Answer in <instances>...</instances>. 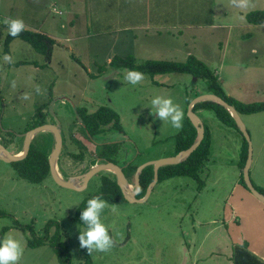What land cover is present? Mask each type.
<instances>
[{
    "label": "rangeland",
    "instance_id": "obj_1",
    "mask_svg": "<svg viewBox=\"0 0 264 264\" xmlns=\"http://www.w3.org/2000/svg\"><path fill=\"white\" fill-rule=\"evenodd\" d=\"M256 11H264V0H249L246 8L233 6L232 0H0L2 126L18 131L26 123L31 127L37 107L47 104L45 117L52 121L60 117L66 129L67 141L58 157V170L62 175L85 173L95 162L96 149L89 141L77 145L70 140L73 134L80 137L84 128H77L71 121L73 111L79 108L63 103L76 96L77 104L82 102L88 111L110 107L120 116V123L123 120L122 131L112 136L123 137L124 133V140L115 144L119 149L115 158L124 160L126 150L134 149L132 141L134 164L173 156L176 136L188 123V105L194 97L208 92L207 84L191 74L174 72L145 73L141 83L132 85L124 79L130 69L112 64V58L134 56L137 63L185 62L193 55L212 71L218 69L220 75L215 74L229 97L245 102L249 100L245 85L260 80L264 87V23L252 24L247 18ZM5 18H20L26 28L51 36V58L22 39L13 40L6 52ZM66 22L72 23L71 30L63 28ZM147 24L153 30L141 28ZM235 27H245L241 42L231 39L230 45L222 48L227 29L233 31ZM5 54L12 62L4 61ZM22 60L34 63L15 64ZM156 96L170 97L181 107V129L157 118L151 104ZM197 112L205 128L215 125L214 143L209 130L213 148L199 169L204 186L186 174L158 181L151 198L143 203H113L101 196L107 202L101 222L114 241L108 252L89 255L80 247L78 236L85 228L80 220L81 209L88 199L102 194V178L109 171L99 172L89 189L77 192L59 186L49 175L44 186L33 183L18 174L16 163L0 161V238L12 234L21 240L24 251L19 264H62L60 249L62 256L70 254L71 264H183L185 248L191 251L188 264H235V240L246 230L228 223L227 213L229 196L238 180L242 181L240 142L224 130L229 123L218 115L212 118L202 108ZM66 113L69 118H65ZM242 118L253 143L251 179L263 193L264 111ZM69 124L72 131L68 130ZM48 133L42 132L37 142L47 153L55 143L47 138ZM237 133L243 146L244 136L238 129ZM110 135L106 139H111ZM78 153L85 154V158H77ZM110 176L115 178L113 173ZM128 176L133 183L132 171ZM31 238H45L46 243L27 246Z\"/></svg>",
    "mask_w": 264,
    "mask_h": 264
},
{
    "label": "trees",
    "instance_id": "obj_2",
    "mask_svg": "<svg viewBox=\"0 0 264 264\" xmlns=\"http://www.w3.org/2000/svg\"><path fill=\"white\" fill-rule=\"evenodd\" d=\"M248 21L252 24H263L264 23V11H256L252 12L247 15ZM15 39H22L26 42H28L38 53L46 55L47 59L51 58L52 52H53V44L54 39L50 37L49 35L34 31L31 28H26L20 33L18 37H12L9 34H7L5 38V51L9 52V45L11 42ZM51 61H49L50 64ZM33 61L30 60H22L19 62H16V65H24V64H33ZM112 64H118L122 65L126 68H129L130 70H137L142 73H148L151 75H157V74H164V73H186L191 74L195 78L203 80L208 87V92L215 93L222 98H224L227 102L234 105L235 108L238 110L240 115L245 114H255L259 113L260 111H264V101H256L251 103H245L240 100L233 99L229 97L225 89L222 85V83L219 81L218 76L215 74L214 71L202 60L196 58L193 55H190L189 58L185 62H175V61H165V60H146L143 63H137V59L134 56H128V57H120L116 56L112 58L111 60ZM1 81V77H0ZM47 105V104H46ZM46 105L40 106L41 109L45 108ZM39 107V108H40ZM195 110L199 108H209L216 112V114L222 118L226 123L232 124L234 127H236L238 130L233 117L229 113V111L220 105L219 103L213 102V101H205L200 102L195 105ZM81 112L84 115L80 114L78 111V114L80 115L81 119L85 127V132L90 133V135H96L102 132V130L105 129L104 125H108L109 129L108 131L117 130L122 131V125L120 123V116L118 113H116L113 109L110 107H101L94 113H87L86 109H82ZM39 114L42 115V112L39 111ZM188 123H186L184 130L178 134L177 137V148L176 152L183 149H187L192 145L194 142L197 130L187 117ZM240 131V130H239ZM209 131L205 132V137L200 144V146L188 157L186 160L179 164L175 165H165L162 166L159 170V182L163 181L165 179L174 177V176H180V175H191L196 180L199 181V186L202 187L205 183L201 180L199 169L202 166L203 162L207 159H209L210 156V139H209ZM117 151V146L115 144L106 145L103 153L101 156H104L108 158L109 160H113L115 158V153ZM248 155V143L246 139L244 138V144L242 146V152H241V164H242V170L245 165L246 159ZM49 153L45 151V149L39 145H36L33 147L32 151L28 155V157L23 160L16 162V168L18 171V174L25 179H28L29 181L33 183H39L43 181L46 176L49 174V161H48ZM83 157V154L80 155ZM136 169V166L130 165V171H134ZM111 173H109L108 176L104 177V182L102 186V194L99 193L97 195L99 196H106L108 200H111L113 203H120L124 201V196L122 194V191L117 184V181L114 177L110 176ZM153 179V170L149 166L145 168L141 174V185H142V191L140 195L142 196L145 193V190L148 186V184ZM242 182L243 180V174H242ZM264 193V192H263ZM83 209H81L82 212ZM53 221H49L48 224H53ZM47 224V228H48ZM24 229V228H23ZM68 236V235H67ZM46 243V239L43 238H31L30 241H28L27 246L30 247H36L39 245H43ZM248 242L244 241L242 244H238L235 248V252L233 255V259L235 261V264H264V262L260 261L257 256H255L249 249H248ZM56 245H54L55 247ZM56 253L59 254V251L56 249ZM61 249H60V260L62 264H71L70 263V254H67L66 256L61 255Z\"/></svg>",
    "mask_w": 264,
    "mask_h": 264
},
{
    "label": "water",
    "instance_id": "obj_3",
    "mask_svg": "<svg viewBox=\"0 0 264 264\" xmlns=\"http://www.w3.org/2000/svg\"><path fill=\"white\" fill-rule=\"evenodd\" d=\"M205 101H213V102L219 103L220 105H222L229 111V113L235 120L240 132L242 133V135L244 136V138L246 139L248 143V155H247V159H246L245 165L243 167V172H242L244 183L246 187L249 189V191L255 197H257L259 200L264 202V193H261L254 186L252 179H251V175H250V169L253 163V143L251 140L248 127L234 105L230 104L224 98L212 92L203 93V94H200L194 97L188 105L187 117L189 118V120L191 121V123L197 130V135L192 145L188 147L187 149H183L179 151L173 156L163 157V158H159L156 160H150V161L140 164L137 167V171L135 173V183L133 185H131L130 182L128 181V178L123 170V167L113 161H105L104 163L96 164L93 167H91L87 172L82 173L80 175H76V176L69 177V178L62 177L58 171L57 162H58V157L63 147V136H62V132H61L59 125H55L53 123H44V124L38 125L37 127L30 129L26 133V139H27L26 144L27 145L23 151L24 153L23 155L16 154V153L13 154L14 153L13 150L0 147L1 149L0 150V161L6 162V163H12L14 161H18V160L26 158L28 154V150L30 149V144H31L30 142H32L34 137L38 133L43 132V131H53L55 133L56 142H55V146L52 149V152L49 157V164H50L51 177L53 181H55L59 186L70 189V190L83 191L88 187L91 180L96 174H98L101 171L110 170L114 173L116 177L117 184L119 185L122 191L124 199L128 202L143 203L150 195L154 185L159 181V169L165 165H175V164H179L183 162L188 157H190V155L202 143L205 137L206 128H205L202 118L200 117V115L198 114V112L195 110L194 107L197 103L205 102ZM149 165H153L154 179L148 186L144 197L138 198L137 195L140 193V174L142 170Z\"/></svg>",
    "mask_w": 264,
    "mask_h": 264
},
{
    "label": "clouds",
    "instance_id": "obj_4",
    "mask_svg": "<svg viewBox=\"0 0 264 264\" xmlns=\"http://www.w3.org/2000/svg\"><path fill=\"white\" fill-rule=\"evenodd\" d=\"M232 4L235 7L246 8L249 5V0H232ZM3 23L7 26L8 34L12 37H18L25 29V23L20 18H5ZM3 59L5 62H12L11 56L7 54L4 55ZM124 79L132 85H137L143 81L144 73L137 70H128ZM39 91L40 89L37 87V92ZM151 104L156 109L155 115L158 119L169 121L172 127L176 129L183 127L184 112L170 97L156 96L151 100ZM99 163L102 162L96 164ZM96 164L92 163L90 166L93 167ZM106 171L113 173L110 170ZM60 175L62 176L61 173ZM130 184L133 185L134 183L130 182ZM106 206V200L97 195L86 201V206L81 212L80 220L85 225V228L83 231H79L78 240L80 247L87 249L89 255L93 252H108L114 246V241L109 235L108 228L101 222V213ZM23 251L21 240L12 234H6L3 238H0V264H19L23 256Z\"/></svg>",
    "mask_w": 264,
    "mask_h": 264
},
{
    "label": "crops",
    "instance_id": "obj_5",
    "mask_svg": "<svg viewBox=\"0 0 264 264\" xmlns=\"http://www.w3.org/2000/svg\"><path fill=\"white\" fill-rule=\"evenodd\" d=\"M68 23L69 22H66L65 25H63L64 26L63 28H68L69 30H71L73 28V26H71L72 23H70L69 25H68ZM248 26H249V24L246 27H248ZM141 28H143L144 31H147L148 29L153 30L152 26L149 24H147V26L146 25L142 26ZM130 29L134 30L133 28H130ZM237 29H238L237 27H235V29L233 31L231 30V28L227 29L228 31L226 32V34H227L226 40H225L224 44L222 43V48L226 44L230 45L229 42L231 41V39H236L238 44L241 42L240 39H242V36L244 37V34L246 32V31L242 32L243 30H245V27L239 28V30H237ZM229 45H228V50H229ZM226 49H227V47H225V50ZM215 72L217 73L218 76L220 75V73L218 72V69H216ZM247 90H248V92H247ZM244 91H246V94L249 96L248 97L249 100L246 98L245 103H251L254 101H264V87L262 86V83L260 82V80L255 81L254 83L250 82V86L245 85ZM253 97H255L256 99ZM251 99H254V100H251ZM202 110L208 111L212 118L217 119V114L215 113L214 110H209V109H204V108H202ZM249 116L252 117L253 115H249ZM242 117H244V115H242ZM122 122H123V120L121 119V123ZM225 126L226 127H223L224 130L229 131L230 134L234 135L238 139V141L240 142V155H241L242 142L238 137L237 128L234 127L232 124H228V125L226 124ZM212 127L215 128V125L210 124L209 126H207V131L210 130V132L212 134V140L214 143L215 134H214V130ZM122 136L123 137L116 136V137H114V139H120V141H123L124 140V133ZM132 147H134V149L133 148H132V150L129 149L130 154H133L136 152L134 141H132ZM212 148L213 147L210 146V151ZM147 160H149V159H147ZM92 182H93V179L91 180L90 184L88 185V187L86 189L90 188ZM155 188H156V185L153 187L150 195L146 199L147 201L153 195ZM85 190H83V191H85ZM77 192H81V191H77ZM200 193H201V189L198 191V194H200ZM231 193L232 194L229 196L230 208H229L228 213H227V217L229 220L228 223H233L234 226H238L239 228L246 230L244 236H241L240 238L235 240L236 244H242L244 241H247L249 244L248 249L255 256H257L260 261L264 262V202L259 200L257 197H255L249 191V189L246 187V185L243 184V182L241 180H238L237 184L235 185L233 192H231ZM137 203H141V202H137ZM158 205L159 204H152L151 207H155ZM258 212H260V214L258 216H256V214ZM253 218H254V220H253ZM234 222H236L237 224H235ZM199 223H202V222H199ZM187 252L189 253V257L187 255ZM184 253L185 254H184L183 258L185 260H184L183 264H188L189 260H190L191 251L188 248H185Z\"/></svg>",
    "mask_w": 264,
    "mask_h": 264
},
{
    "label": "flooded vegetation",
    "instance_id": "obj_6",
    "mask_svg": "<svg viewBox=\"0 0 264 264\" xmlns=\"http://www.w3.org/2000/svg\"><path fill=\"white\" fill-rule=\"evenodd\" d=\"M78 97H76V96H74L73 98H71L72 100H70V101H68L67 99H64L63 100V103L64 104H66L67 102H70V103H72V105H74V107H76V108H79L78 110L77 109H75V111H73V113H72V119H71V121H72V123L74 124V125H76L77 126V128H79V129H81V128H84V132H80V134H81V136L80 137H78L77 135H71L70 136V140L72 141V142H74V143H76L77 145H81V144H83V141L84 140H86V141H89L90 143H92L93 145H94V147H95V149H96V154H94V160H95V162H93L94 164H96V163H98V162H102V163H104L105 161H113V162H115V163H117L118 165L120 164V163H118V161L120 160V159H118V158H113V160H109L108 158H106V157H104V156H101V154L103 153V151H104V149H105V146L106 145H110V144H116V142H119L120 141V139H114V137L112 138V136L113 135H115V134H117L118 132H121V131H117V130H112V131H110V132H108V129H109V126L108 125H104V127H105V129L104 130H102V132L101 133H99V134H96V135H90V133H86L85 132V127H86V125L84 124L85 122H83V120H81L82 122H80V121H78V119L80 118V115L78 114V111L80 112V114L83 116V118H84V115H83V113L81 112V110L82 109H86V107L84 106V105H82L81 103L80 104H77L78 103V101H79V98L77 99ZM68 104V103H67ZM38 109H36V111H35V113H34V115H33V117H32V120H31V124H32V126L31 127H29L28 126V124L26 123L25 124V126H24V129L23 130H21V131H18V130H16V129H11V128H4L5 127V125L4 126H2V122H1V119H0V147L2 148V147H4V148H8L9 150H13L14 151V153L13 154H20V155H23L24 153H23V151H24V149H25V147H26V143H27V139H26V133L30 130V129H33V128H35V127H37L38 125H41V124H44V123H53V124H56V125H58V123H60V125H59V127H61L60 129H61V132H62V136H63V150H64V148H65V146H66V141H67V139H66V129H65V127L63 126V122H62V119L60 118V117H56V120H54V121H52V120H50V119H48V118H46L45 117V115H46V112H45V108H42L41 109V107L39 108V107H37ZM101 108V107H100ZM99 109V107L95 110V111H88L87 109H86V111H87V113H89V114H91V113H94V112H96L97 110ZM39 111H41L42 112V115H40L39 114ZM50 112V111H49ZM77 115V118H76V115ZM3 115H4V111H3ZM65 118H69V115L66 113V116H65ZM69 121V120H68ZM71 123V122H70ZM62 125V126H61ZM68 130H71L72 131V126L69 124L68 125ZM50 134H51V136L52 137H50ZM108 134H111L110 136H111V139H109V138H107L106 139V135H108ZM40 135H41V133H38L35 137H34V139L32 140V142H30L31 144H30V149L28 150V154H27V156H26V158L28 157V155L30 154V152L32 151V149H33V147L34 146H36L37 145V142H38V139L40 138ZM47 136V138L49 139V140H54V142H55V133L53 132V131H49V133H48V135H46ZM22 141V142H21ZM19 146V148H17V149H14L13 147H15V146ZM86 146V145H85ZM1 150V149H0ZM52 150V149H51ZM62 150V151H63ZM16 151V152H15ZM118 151H119V149H118V147H117V151H116V153H115V155H117L118 154ZM51 152V151H50ZM50 152H49V156H50ZM62 153V152H61ZM177 153V152H176ZM82 153H78V155H76V157L77 158H82L80 155H81ZM126 157H125V159L124 160H120L121 162H122V164H120V166H122L123 167V170H124V172H125V174H126V176H127V178H128V180H129V182H131V179L129 178V176H128V172L130 171V165L132 166H136V169L134 170V171H132V174H133V183H135V173H136V171H137V167L139 166L138 164H142V163H138V164H134V162H135V158H136V154L135 153H133V154H130V150L129 149H127L126 150ZM49 156H48V161H49ZM26 158H24V159H21V160H18V161H14V162H12V163H16V162H19V161H23V160H25ZM83 158H85V154H83ZM116 159H118V161L116 160ZM145 162H147V161H145ZM144 163V162H143ZM58 164H61L60 163V161H58ZM58 164H57V166H58ZM151 168H152V170H153V165H149ZM149 166H147V167H149ZM60 167V166H59ZM91 167V166H90ZM147 167H145V168H147ZM144 168V169H145ZM59 169V168H58ZM143 169V170H144ZM143 170H142V172H143ZM160 170V169H159ZM60 171V170H59ZM85 171V170H84ZM83 171V172H84ZM82 172V173H83ZM142 172H141V174H142ZM80 173H70V174H67L66 175V173H64L62 176L64 177V178H69V177H73V176H76V175H79ZM141 174H140V193H141V191H142V185H141ZM49 177L50 178H52L51 177V172H50V164H49ZM105 177V176H104ZM104 177L102 178V184H103V182H104ZM46 179V178H45ZM45 179L41 182V183H38V184H42V186H44L45 184H44V181H45ZM153 179H154V171H153ZM153 179H152V181H153ZM52 180V179H51ZM151 181V182H152ZM150 182V183H151ZM150 183L148 184V186L150 185ZM148 186H147V188H148ZM147 188H146V190H145V193H146V191H147ZM140 193L137 195V197L138 198H143L144 197V195H145V193L141 196L140 195Z\"/></svg>",
    "mask_w": 264,
    "mask_h": 264
},
{
    "label": "bare ground",
    "instance_id": "obj_7",
    "mask_svg": "<svg viewBox=\"0 0 264 264\" xmlns=\"http://www.w3.org/2000/svg\"><path fill=\"white\" fill-rule=\"evenodd\" d=\"M235 121V120H234ZM236 123V122H235ZM237 125V124H236ZM238 127V126H237ZM87 172V171H86Z\"/></svg>",
    "mask_w": 264,
    "mask_h": 264
}]
</instances>
